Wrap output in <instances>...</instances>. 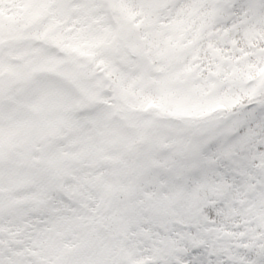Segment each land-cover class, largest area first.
<instances>
[{
	"label": "snow or ice",
	"instance_id": "1",
	"mask_svg": "<svg viewBox=\"0 0 264 264\" xmlns=\"http://www.w3.org/2000/svg\"><path fill=\"white\" fill-rule=\"evenodd\" d=\"M0 264H264V0H0Z\"/></svg>",
	"mask_w": 264,
	"mask_h": 264
}]
</instances>
